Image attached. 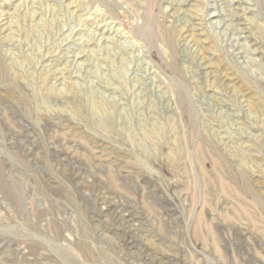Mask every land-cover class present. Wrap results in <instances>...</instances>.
<instances>
[{"label": "rangeland", "instance_id": "1", "mask_svg": "<svg viewBox=\"0 0 264 264\" xmlns=\"http://www.w3.org/2000/svg\"><path fill=\"white\" fill-rule=\"evenodd\" d=\"M0 174V264H264V0H0Z\"/></svg>", "mask_w": 264, "mask_h": 264}, {"label": "bare ground", "instance_id": "2", "mask_svg": "<svg viewBox=\"0 0 264 264\" xmlns=\"http://www.w3.org/2000/svg\"><path fill=\"white\" fill-rule=\"evenodd\" d=\"M51 1H52V0H51ZM53 1H56V0H53ZM49 2H50V1H49ZM57 4H58V3H57ZM57 10H58V9H57ZM55 11H56V10H54V12H55ZM57 13H58V12H57ZM162 35H163V34H162ZM168 41H169V40H168ZM183 101H185V100H183ZM179 102H180V101H179ZM183 103H184V102H183ZM178 105H179V104H178ZM195 139H196V138H195ZM198 139H199V138H198ZM205 139H207V138H205ZM208 141H209V140H208ZM201 143L205 144V146H206V147H205V146H204V147L206 148V150H207V152H208V154H209L210 160L213 162V163H211V164L214 165V162H215V163H216V162H219V160H218V161L216 160V156H217V154L215 153L214 149H213L210 145H208V143H207L206 141H204V140H202ZM199 145H200V144H198V145H196V146H199ZM199 147H200V146H199ZM204 147H203V148H204ZM201 148H202V147H200V150H199V157H202L201 155H203V153H202L203 150H202ZM216 148H217V147H215V150H216ZM196 149H197V148H196ZM204 152H206V151H204ZM207 152H206V155H207ZM189 154L191 155V153H189ZM192 155H193L192 157H194V156L196 157V155H194V154H192ZM188 157H189V156H188ZM195 157H194V158H195ZM217 158H218V157H217ZM219 158H220V157H219ZM190 159H191V158H190ZM195 159H198V160H195V161H199V162H201V161H204V156H203V160H201V161H200V159L197 158V157H196ZM191 160H192V159H191ZM223 160H224V158H223ZM193 161H194V160H193ZM211 161H210V162H211ZM204 162H205V161H204ZM223 162H224V161H223ZM201 163H203V162H201ZM220 163H221V162H219V164H220ZM206 164H207V163H206ZM216 164H217V163H216ZM182 165H183V163H182ZM191 165H192V164H191ZM222 165H223V163H221V166H222ZM224 165H225V164H224ZM224 165H223V166H224ZM226 165H227V163H226ZM181 167H182V166H181ZM183 167H184V166H183ZM212 167H214V166H212ZM212 167H211V169H212ZM218 167H219V165H218ZM225 167H227V166H225ZM225 169H226V168H225ZM184 170H185V169H184ZM226 170H227V169H226ZM229 170H230V169H229ZM184 172H185V171H184ZM184 172H183V173H184ZM215 172H217V171H215ZM221 172H222V170H221ZM228 173H230V172H228ZM223 174H224V173H223ZM242 174H243V173H242ZM214 175H215V174H214ZM217 175H218V174H217ZM217 175H216V176H217ZM218 176H219V175H218ZM239 176H242V175H239ZM220 177H221V176H220ZM232 177H233V176H232ZM215 178H216V177H215ZM218 178H219V177H218ZM226 178H227V177H226ZM243 178H244V177H243ZM220 179H222V177H221ZM216 180H217V179H216ZM233 180H234V179H233ZM245 180H247V178H245ZM210 181H211V180H210ZM218 181H219V180H218ZM218 181H216V182H218ZM220 181L222 182V180H220ZM242 181H243V180H242ZM223 182H224V181H223ZM223 182H222V184H224ZM225 182H227V181H225ZM244 182H245V181H244ZM208 183H209V182H208ZM219 183H220V182H219ZM227 183H230V182H227ZM246 184H247V183H246ZM212 185H213V184H212ZM228 185H229L230 187L232 186V185H230V184H228ZM242 185H243V184H242ZM217 187H218V186H217ZM230 187H229V189H230ZM232 187H233V186H232ZM243 187H244V186H243ZM246 187H247V186H246ZM221 188H222V191H221L220 193H217L218 195L221 194V193H222L221 195H223L225 192H228V194H229V193L231 192L230 190H227V186H226V188H225L224 186H222ZM233 188H234V187H233ZM247 188H248V187H247ZM216 189H218V188H216ZM219 189H220V188H219ZM0 190L3 191V192H5V193L8 195L7 190H6V186H5V184L1 181V174H0ZM232 190H235V189H232ZM246 190H247V189H246ZM217 191L219 192V190H217ZM235 191H236V190H235ZM250 191H251V189L249 190V192H250ZM223 192H224V193H223ZM236 192H238V191H236ZM252 192H253V191H251V193H252ZM232 193H233V192H232ZM251 193H250V194H251ZM225 194H226V193H225ZM236 194H237V193H236ZM240 194H241V193H240ZM204 195H205V194H204ZM238 195H239V193H238ZM8 196H9V195H8ZM197 196H198V195H197ZM202 196H203V195H202ZM205 196H206V195H205ZM224 196H226V197L228 196V197H229L230 194H229V195H224ZM251 196H253V193H252ZM198 197H199V196H198ZM237 197L240 199L241 195H240V197H239V196H237ZM237 197H236V198H237ZM243 197H244V196H243ZM199 198H202V197H199ZM206 198H207V197H206ZM229 198L232 199V196L229 197ZM250 198H251V197H250ZM256 198H257V197H256ZM202 199H203V198H202ZM200 200H201V199H200ZM206 200L208 201V199H206ZM233 200H235V199H233ZM207 201H203L202 203L205 202V204H203V205H206V203H208ZM251 201H252V202H255L256 200H255V201L251 200ZM257 201H258V200H257ZM259 201H260V200H259ZM196 202H197V201H196V198H195L194 203H196ZM194 203H193V205H194ZM197 203H199V201H198ZM243 203H244V202H243ZM258 204H259V203H258ZM196 205H197V204H196ZM201 205H202V204H201ZM201 205H199V206H201ZM207 205H208V204H207ZM238 205L241 207L243 204H241V205L238 204ZM197 206H198V205H197ZM197 206H196V207H197ZM245 206H246V205H245ZM258 206H259V205H258ZM203 207H204V206H203ZM243 207H244V206H242V209H243ZM246 207H247V206H246ZM260 207H261V206H259V208H260ZM193 208H194V207H193ZM197 209H198V208H197ZM200 209H201V208H200ZM257 209H258V208H257ZM202 210L204 211L205 209L202 208ZM240 210H241V209H240ZM244 210H245V209H244ZM242 211H243V210H242ZM261 211H262V209H261ZM193 212H194V211H193ZM193 212H191V213H193ZM196 212H197V211H195V213H196ZM245 212H246V211H245ZM247 212H249V209H248ZM195 213H194V214H195ZM198 213H200L199 215H202V214H203V213L201 214V212H199V210H198ZM236 213H237V209H236ZM243 213H244V212H243ZM194 214H193V216H196V215H194ZM196 214H197V213H196ZM205 214H206V213H205ZM241 214H242V213H241ZM247 214H248L249 216L251 215V214H249V213H247ZM191 215H192V214H191ZM197 215H198V214H197ZM237 215H238V218H239L240 213L237 214ZM242 215H243V214H242ZM245 215H246V214H245ZM245 215H244L243 217H245ZM203 216H204V215H203ZM232 216H233L232 218H233L234 220L237 218V217L234 218V216H236V214H235V215L232 214ZM199 217H200V216H199ZM199 217H198V222L202 219L201 217H200V218H199ZM204 217H206V216H204ZM229 217H231V216H229ZM191 218H192V217H191ZM238 218H237V219H238ZM240 218H241V217H240ZM245 218L247 219V217H245ZM248 218H249V217H248ZM193 219H194V218H193ZM207 219H208V221L210 220V218H207ZM255 220H256V219H255ZM255 220H254V221H255ZM195 221H196V220H195ZM208 221H207V222H208ZM250 221H251V219H250ZM250 221H249V222H250ZM238 222H239V221H238ZM250 223H251V224H252V223L254 224L255 222L251 221ZM199 224H200L199 226H203V225H201V223H199ZM195 225H196V224H195ZM195 225H194V227H195ZM194 227H193V228H194ZM195 228H196V227H195ZM200 228H201V227H200ZM202 229H203V228H202ZM186 231H187V230H186ZM198 232H199V231H198ZM202 233H203V232H202ZM207 233H208V232H207ZM199 234H200V236L202 235L201 233H199ZM205 234H206V233H205ZM208 234H209V233H208ZM202 237H203L204 239L206 238V237H204V236H202ZM200 239H202V238L200 237ZM84 248H85V247H84ZM82 250H83V248H82Z\"/></svg>", "mask_w": 264, "mask_h": 264}]
</instances>
